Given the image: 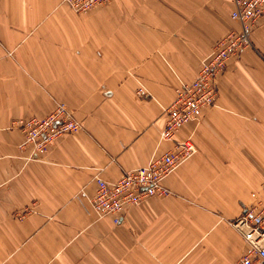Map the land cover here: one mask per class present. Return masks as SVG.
Here are the masks:
<instances>
[{"label": "crops", "instance_id": "obj_1", "mask_svg": "<svg viewBox=\"0 0 264 264\" xmlns=\"http://www.w3.org/2000/svg\"><path fill=\"white\" fill-rule=\"evenodd\" d=\"M230 0H110L77 14L62 0H0V264H230L227 221L264 177V13L251 46L227 61L212 106L180 128L192 156L166 195L118 223L88 205L171 147L159 139L173 89L191 81L236 23ZM141 88L144 95L135 94ZM62 102L81 123L43 153L12 122Z\"/></svg>", "mask_w": 264, "mask_h": 264}, {"label": "built area", "instance_id": "obj_2", "mask_svg": "<svg viewBox=\"0 0 264 264\" xmlns=\"http://www.w3.org/2000/svg\"><path fill=\"white\" fill-rule=\"evenodd\" d=\"M108 1L62 0L77 14ZM230 1L229 18L236 23V28H230L213 43L208 56L200 61L194 78L175 87L172 100L164 108L165 123L158 135L160 140L171 142V147L152 156L143 166L123 170L114 180L95 177V190L88 198V205L96 216L111 215L116 224L125 207L135 206L150 196L166 195L169 192L163 181L194 153L191 140L175 138V134L184 125L199 120L202 110L214 104L218 80L227 61L251 46L250 32L264 13V0ZM135 94L141 97L144 91L139 87ZM12 124L22 134L19 146L30 145L38 154L58 137L81 128V123L62 102L54 103L44 116L19 118ZM249 198L240 212L227 221L243 245L240 255L230 264H264V177L249 192Z\"/></svg>", "mask_w": 264, "mask_h": 264}, {"label": "rangeland", "instance_id": "obj_3", "mask_svg": "<svg viewBox=\"0 0 264 264\" xmlns=\"http://www.w3.org/2000/svg\"><path fill=\"white\" fill-rule=\"evenodd\" d=\"M13 126H14V125H13ZM42 153H43V152H42ZM249 192H250V191H249ZM249 192H248V201H250V198H249ZM248 201H247V202H248Z\"/></svg>", "mask_w": 264, "mask_h": 264}]
</instances>
